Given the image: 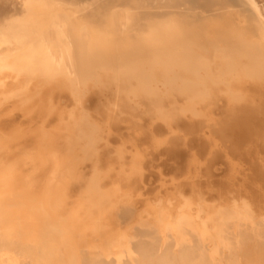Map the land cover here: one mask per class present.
I'll use <instances>...</instances> for the list:
<instances>
[{
    "label": "bare ground",
    "instance_id": "6f19581e",
    "mask_svg": "<svg viewBox=\"0 0 264 264\" xmlns=\"http://www.w3.org/2000/svg\"><path fill=\"white\" fill-rule=\"evenodd\" d=\"M7 1L10 2L9 10L6 13L0 14V75H2L3 77L4 75H6L5 77L6 78L8 77L6 82L13 83L15 90L13 89L14 88L13 86L12 89L14 90V92H18V94H19V90L23 88L30 89V86L34 87V85L32 84L37 82L38 84L36 86V90L34 88L35 91L32 94H30L32 88L30 91L22 90L23 92H25L23 94H26L28 92L31 95L30 96L26 94L28 95V98L29 97L32 98L33 96L34 97L36 96L35 98H37V96L42 97L43 95L45 96L46 94H48L49 102H51L52 105L56 104L55 103L56 101L53 102L54 103L53 104L52 100L54 101V98H56L57 96L55 97L56 94H54L53 95L54 98H53L52 94L48 93L47 91L51 92L52 89H55L56 87H60L61 85H63L68 90L69 94L72 96L73 101L77 105H79L82 110L80 113L81 121L79 122L76 121L77 122V123L75 122L76 124H74L71 128L70 127L68 128H70V130H73V137L76 141H78L80 138L85 139V146L82 143H79V141L77 142L78 144H82L84 146L82 147V149H80L82 151V154H84L83 155L84 158L86 159L89 158L85 156L91 155L92 151L94 152L95 143L98 140V137L100 136L97 135L98 134L97 130L99 129L97 128L98 126L94 124L95 120L94 122L93 120L91 121L92 116H90L91 114L89 115V113L87 112L88 106L87 108H84L85 102L88 103V97L89 94H91L90 92L92 87H98L107 82L114 81V83H116L115 85L116 88L117 87L125 88L126 93L132 96L133 98L135 99L137 98V100L139 99L143 101L146 100L148 106L147 107L148 112H150V114L154 116L157 120L160 119L163 121V123L164 122L175 123L176 119L182 115L198 117L201 114L200 111L201 104L203 102L205 103L207 102L206 104L211 103L213 105V100L216 97V93H215L217 90L216 88L218 86H222L223 87L222 91L224 92L228 100L227 102L231 104V107L227 104L229 106L228 109L230 108L232 109L231 110L232 114H228V116L230 115V117L224 124L225 126H227L228 129V132L225 133V137H227L230 143L235 146L241 142L240 139L244 142L246 147L245 148L246 151H244L246 156L245 158L246 164L244 165H247V169L249 170L248 172L250 173L249 174L250 179L252 181H256V178H259V180L264 181L263 165H262L263 168L262 170L260 164H258L259 162L258 160H263L264 158V156L262 157V154L264 153L262 152V147L264 145L263 144L264 143V17L259 12L258 5L255 2V0H7ZM6 87L4 88L7 91L9 86L7 88ZM17 89L18 91H16ZM2 90L3 89H0V91ZM13 90L10 91L12 96L14 93ZM60 90L62 91V89ZM10 92H8V94H10ZM21 93L22 92H20V94ZM11 94L9 96H11ZM18 94L17 95L15 94L16 97L18 96ZM23 94H21L20 97L21 98L23 97L25 101H29L26 100L25 97L26 95L22 96ZM7 95L4 97H8ZM124 95L126 96V94ZM67 96L68 95L66 94L65 96L66 99ZM173 96L179 97V99L181 98L182 101L180 102L182 103L179 105L176 104L174 100L175 98ZM221 96L223 95L221 94ZM218 97L220 98V96ZM179 99L176 98V100ZM46 100H44V103L46 104L45 106L47 107V109L45 107L46 110L45 109L43 110L48 112L49 109L51 110V107L48 108V106L51 105L49 103L48 105L46 103ZM112 100H115V98L111 99L110 101L109 100L107 101L111 102ZM116 100L118 101L119 99ZM126 100L127 99H124L125 105L128 102V100L127 101ZM12 101L15 102L16 100L12 98ZM18 101H20V99ZM122 101L123 100H121V102ZM129 101L130 103L135 104L134 107L138 103V102L135 103L136 100L133 102H131V100ZM14 102H12L13 105L15 104ZM108 102L107 105L110 104ZM227 102H225V105ZM40 103L43 104L42 102ZM118 104L115 103L114 105L118 106ZM139 104L141 105V103ZM15 105H17V102ZM102 105L104 104L102 103ZM140 105L138 106L140 107ZM144 105L142 106L144 107ZM142 106L140 107L141 109H143ZM52 107L55 108L56 110L58 109L54 106ZM112 107L111 109L115 111V106ZM134 107H132L133 109L127 108L126 110H133L132 112H134ZM139 107H138V109L140 110L139 112L142 113ZM237 107H240L239 112L237 110ZM97 108H101V107H97ZM144 108H146V105ZM66 109H68V107ZM85 109H87V111ZM103 109H105V113L108 111L106 110L107 108L103 107ZM108 109L110 113L112 110L110 108ZM122 109L125 108L122 107ZM138 109L136 110L138 111ZM100 110L104 112L102 108ZM144 111H146V109H144ZM102 112L99 113V117L100 115H102ZM51 113L52 110L50 111V114ZM118 113L116 114L119 115L120 113L119 114ZM124 113L123 114L125 116L126 113L128 112H124ZM130 113L129 115L131 117L132 115ZM140 113H138V115H140ZM1 114L2 113L0 112V116ZM46 114L48 117L49 112ZM108 114H107V118L111 116L110 114L108 116ZM146 114L147 113L142 114V116L143 115L146 116ZM60 115H61V109H60ZM117 115L116 117H118L117 119H119V116ZM2 117L3 116H1L0 119H2ZM45 117L43 119H46ZM63 117L65 116H62L61 118ZM112 117L113 115L108 119L110 120V118ZM130 117L127 118L130 119ZM139 117H141V115ZM154 117L152 118L153 120ZM102 118L105 117L102 116ZM108 119L106 121L110 123ZM114 119L116 120V118ZM136 119L137 117L133 120L135 121ZM201 119L205 120V118H201ZM4 120L8 121V119H4ZM115 120H113L112 118L111 122L113 121L115 122ZM1 121L2 120H0V122ZM41 121L43 122V120ZM58 121L57 123L60 124L61 122ZM64 121H62V123ZM66 121L68 123V120ZM72 121L73 119H71V122ZM103 121L104 120L102 119V122ZM55 122L53 123V125L55 124ZM4 123L3 122L1 123L3 127L6 126ZM8 123L6 122L7 125H9ZM17 123L18 125H20L19 122ZM17 123H15V125ZM13 124L14 123H12L11 125ZM15 125L13 126L15 128L16 127L18 128V126ZM41 125H36V126H39L40 129ZM99 125L101 124L99 123ZM68 126H70V124ZM6 127L8 128V126ZM10 127L7 129L8 132H10L9 130H11ZM33 127H34L33 129L35 130L29 129L27 127L28 129L22 128V131L17 129H16L17 131H14L15 128L13 129L11 127L13 129L11 130V132L14 131L13 132L14 134L10 133L9 135V133H7V131L5 130L8 137H0V146L2 147V149H4V153L0 155V225H13V226L25 225L24 227L25 229L35 231L37 230V227L36 229L34 228V226L37 225L35 221L37 222L39 220L45 221L51 219L75 220V221H82L84 223L86 221L85 230H87L88 232H90L91 230L93 233H97L96 232L97 226L93 222L100 219V217L96 220L94 219L99 215L95 216V214L91 212V215L93 214L95 216L94 218L92 217L95 221L94 220L92 221L91 220L92 218L90 217L89 214H88L89 216L88 218L90 220L86 219L87 218L86 213L88 212L87 209H91L90 207L92 208L95 207L96 206L95 204L97 203H98L97 208L100 206L99 207L100 210L102 209V207H104L105 209L106 206L108 205L107 204L106 206H101L102 204L104 205L105 202L104 203L101 202L100 205L99 202L95 203L96 200H94L95 197H97L96 195H98L99 199L101 200V197L99 196L101 193H102L101 196L105 197V195H103V192L105 194L106 189H104L105 191L103 192L102 190L99 191L100 189L103 188L101 187L102 185L101 186L98 185V183H100L101 181L98 180L97 176L98 173H101V170L97 169L99 170V172L97 173L94 171L96 167L95 169H93L94 166H91L93 169L92 171L97 173V175L94 177L93 173L92 174L90 173L91 170L88 173L91 176H93V178L90 177L92 181H94L93 180L94 178L95 180L100 181L96 184L97 181L92 182L91 179L89 180V182L95 184L94 185L95 187L96 185L101 187L100 189L97 188L99 189L97 191L101 192L99 194L95 190V187L93 186L92 183L85 182L88 181L89 179L88 175L85 176L87 178L83 177L86 171L83 170L85 169L84 166L86 162L84 163L82 161L84 163V166L82 167L84 168L79 167L82 168L81 170L84 171L83 172L84 174L80 172L81 170H78L81 175L78 174L77 171L78 156L74 150L69 151L68 149H66L69 151L68 153L67 152L62 153L58 157H55V159L50 161L46 160V156H45L46 148L47 146L51 145L52 143L51 141L54 140L52 138L53 137L52 134H54L57 130H59L58 128L60 126L59 127L54 126V130L57 127L55 132L54 133L52 132V134L48 133L52 135L51 137L50 135L47 136L46 133L48 131H45L46 133L43 132L45 128L43 129L42 127L43 131L41 132L38 130V128L36 129L35 125ZM140 127H142V125ZM165 127L166 126H164V128ZM61 128L62 127H60V129ZM104 128H106V126L102 127V129ZM169 128L171 129V127H168V129ZM193 128L194 127H192V129ZM50 129L53 130V128ZM52 130H50V132ZM70 130L68 129L69 133L71 132ZM206 130H208V128ZM101 131L103 133V130ZM170 131L171 130H169V132ZM198 131L200 132V130ZM238 131H241V134H239ZM189 132L191 131L189 130ZM57 133L54 135H58ZM69 133L68 134L66 133V137L69 135ZM196 134H198L197 131ZM201 134L204 135L203 132H201ZM206 134L205 136L207 137L208 135ZM20 137L21 139L22 137L29 138L30 141H32L31 144L35 146L34 148L38 147V150L41 152L40 155L39 154L37 155L41 158L40 159L38 157L40 162L38 163L37 167H42V164H45L46 161L49 163V164L47 163L50 166L49 172L47 173L46 176H44L41 179V182H38V187L36 184V177H38V175L35 176L34 174H32V170H30V168L28 169L26 166L28 162L29 164L31 163L32 166V158L34 157V155H31L30 153L26 152V149L29 148L31 145L30 143L28 144L26 143L25 144L26 146H23L22 142H19ZM70 138H72V136L69 137V142H72L70 141ZM165 139H163V141ZM210 140H212L211 137L209 141ZM25 142L28 141L25 140ZM69 142L67 143L69 144ZM159 142L160 144H162L161 140ZM10 143L11 145H9ZM210 145L211 143L209 144V146ZM216 146H218L217 149H219V145ZM235 148L237 149L238 147L236 146ZM211 149H209L210 152ZM120 150L121 148H119V150L117 149V151ZM201 150L203 149L201 148ZM76 151L79 152V150ZM118 153L119 152H117V155L119 157V154L122 153L121 151L119 154ZM125 153L122 156H125ZM82 154L79 155V158L83 157ZM193 154L194 153L192 152L191 155L193 157H197L196 155L194 156ZM128 155L130 154L128 153ZM139 155L140 154L136 156L139 157ZM208 155H206L205 158L208 157ZM132 156L133 154L131 155V159ZM2 157H9L10 160L9 159L4 160ZM118 157L116 156L115 158ZM90 159H87V162ZM197 159H193L191 163L193 164L195 160L197 161ZM81 160L83 159L81 158ZM94 160L92 164L95 162ZM121 160H122L121 161L122 164H125V162L123 161V157L121 158ZM207 160H209V158H207ZM119 161H120V157H119ZM134 161L135 160L131 161L133 163L132 165H130L131 163H127V162L126 163L129 164L128 166L130 167L133 166L131 168H134V170H137V168L134 167L135 166ZM263 162L261 161V164ZM119 166L121 167V163ZM122 166L123 169L126 170V172L129 170L128 168H130L128 166L127 168L126 165H122ZM136 166L139 167V164ZM109 168L113 169V167H109ZM109 168L107 169L108 171ZM111 169L110 172L112 171ZM120 169L121 168H119V170ZM130 170L128 173L134 171V170L131 171ZM195 170H193V173L197 172ZM206 170L205 172L208 173ZM108 173L109 172L107 173L102 172L100 177H103L102 174H108ZM124 173L120 174L121 178L122 177L124 178L125 176ZM79 176H82L83 178L82 183L85 182L84 186L85 184H89L87 188L88 191L85 189L86 186L84 188V191L86 190L89 193V194L86 193L87 195H85V192H82L83 186L81 188L80 184L78 185V187L75 185V183H78V181L81 182L80 181L81 178H79ZM252 178H254L255 180H253ZM100 179L102 180V178ZM73 185H75L74 187H77L78 189L80 186V189L82 190L79 191L82 192V194L84 193L86 199H83L84 196H82L81 200L82 201L85 200V201H83V203L80 206L78 205L76 209L73 207L75 210L69 212V214H66L67 210H65V213L64 212L63 213L64 215L65 214L66 215L62 216L61 214L62 212L60 211H62L63 208L64 197H66V194H68L70 188L74 189V187H72ZM250 188L252 187L250 186ZM256 188H254V190ZM117 189L115 190L118 191ZM259 189H262L261 186ZM263 189H264V185H263ZM249 190L251 189L248 188V192ZM108 191H106L107 197L110 196L107 194H111L109 192L110 191L112 192V190H110L109 192ZM76 193L78 192L76 191ZM82 194H80L79 196H81ZM255 194L256 192L254 193V196H257ZM114 195L112 198H114ZM249 196L247 199H249ZM112 198L109 199L111 200ZM254 198H252L253 200H251L252 203L254 201ZM263 198L264 196L262 197V199ZM107 199L105 200L107 201ZM109 199L108 202L110 203ZM115 199L116 198H114V201ZM250 199L248 201H250ZM66 201L67 199L64 202ZM80 201L79 203L82 202ZM249 203L250 202L246 203L247 205L246 207H249L248 206ZM87 204L89 208L85 206ZM66 206H68V204H66ZM66 206L63 208V211L66 208ZM84 207L87 208V209L85 208L87 211L86 213L83 210ZM256 207L257 206L255 205V208ZM259 208L262 209L261 207ZM53 211H57L55 212L57 214L55 215ZM83 211L85 214L81 216ZM51 213H54L55 216ZM102 215L103 214H100V216ZM87 220L92 222L87 223ZM21 221H28L29 223H21ZM57 228L58 226L48 227L46 225L45 227H42L40 230L41 232L43 231V233L46 234V232H49L48 230H56ZM0 229H1L0 230L1 231L0 232V264H28L27 261L28 262L30 261L29 255H33V253H31L32 252L31 248H28L26 250L23 249L22 247L23 244L21 243V241L24 238L25 241H29L35 246L36 243H38L39 241H45L43 239V236L46 237L45 235H38V233H30V234L28 233L25 236L16 234L19 232V230H21L17 227H11V228L0 227ZM59 231H66V230L60 229ZM47 237H49L50 239H47L46 242H48L49 244L51 242H54L55 238H53L51 234ZM61 237L63 238V236ZM186 243L183 244L181 250L183 251L190 250L188 248L189 247L188 243L187 244ZM53 249L55 250L57 249V247H54ZM223 249L226 250V248L224 247ZM190 256L193 258V262L190 263V262L182 261V264H230L231 262L233 264H237L238 258L240 257L239 255L225 254L224 256L228 258L227 259L228 262L225 260V263L224 262L222 263L221 262L222 260L220 261V259H219L220 262H217L218 259H216V256L215 255L213 256L212 254H210V252L208 254V252H205L204 248L202 247L199 249L198 254L190 255ZM29 263L38 264L36 260Z\"/></svg>",
    "mask_w": 264,
    "mask_h": 264
},
{
    "label": "rangeland",
    "instance_id": "374dc122",
    "mask_svg": "<svg viewBox=\"0 0 264 264\" xmlns=\"http://www.w3.org/2000/svg\"><path fill=\"white\" fill-rule=\"evenodd\" d=\"M255 2L258 5L259 12L264 17V0H255ZM9 8H10L9 1L0 0V14L6 13L9 10ZM5 76L6 75H4V77L0 75V89L5 90V91L3 90L0 91L2 94V95L0 94V112L2 113L1 116H3L4 119H8L9 123L8 121L4 120L3 117L2 119H0L2 120L0 122V125H1L0 137H8L7 133H9L10 135V133L12 134L14 131H17V130L22 131V128L23 129L24 128L33 129L34 125L36 129L38 128V130L41 132L43 131L42 127L43 129L45 128L43 132L48 131L47 133L46 132L45 133L47 134V136H49L50 134H52V132L54 133L55 130L57 129L56 127L54 130V126H58V127L60 126L62 127L61 129L60 127L58 128L60 131L57 130L54 133L56 134L59 131L60 133L59 132L57 133L59 136L52 134L53 135L52 138L54 140L51 141L52 142L51 145L47 146L46 148V155H45L46 160L48 161L53 160L55 159V157H58L62 153H66V152L68 153L69 151L74 150L78 156L77 157V167H78L77 171L85 167V169H83V170H86L85 174L83 173L84 172L83 170H81L80 172L84 174L83 177L88 175L89 179L88 181H85V182L92 183L94 181H97L95 180V178L93 179L94 181H92L91 178H93V176H91L88 173L91 170L90 173L91 174L93 173L95 177L97 173L99 172V170L97 169H100L101 173L102 172L103 173L109 172V173L102 174L103 177H100L101 173H98L97 177H98V180H100L101 182L97 181L96 184L100 182L101 184L98 183V185L100 186L102 185L101 187L103 189H100L101 187L98 185H96L95 187L94 186L95 184L92 183L93 186L95 187V190L97 191L100 189L99 191L102 190V192L105 191L104 189H106V191L112 190V192L108 191L111 194H107V195H110L111 197L106 196V191H105V194L103 192V195H105V197L101 196L102 193L97 191L99 194L101 193L99 196L101 197L102 201L99 199L98 195H96L97 197H95L94 199L96 200L95 203L99 202L100 204L101 202L102 203L105 202L104 205L100 204L101 206H106L108 204L105 209L104 207H102V209L100 210L99 208L100 206L98 207L99 208L98 209L97 208L98 203L95 204L96 205L95 207L93 208L90 207L92 210L94 209L93 211L91 209H87L89 208L88 204L85 205L87 206V208L86 207L83 208L85 213L87 212L86 209L89 212V213L88 212L86 213V216H87L86 219L88 220H90L88 218L89 217L88 214L90 215L91 218L92 217L94 218L95 216L99 215L98 217L94 219L96 220L100 217V219H98L100 221L98 220L95 221L93 218L91 219L92 221L93 220L95 221L93 223H95L97 226L96 227L97 233H93L91 230L90 232L85 230L86 221L84 223L82 221H75V220H60V219L52 220L51 219V220H45V221H41V220L37 222L35 221V223H37V225L34 224L35 225L34 228L36 229L37 227V230L35 231L25 229L24 228L25 225H15V226L0 225V227H3V228L17 227L21 230H19V232L16 234L23 235V236L27 235L28 233L29 234L38 233V235L46 236V237L43 236V239L45 241H39L38 243H36L35 246L31 242L25 241L24 238L21 241V243L23 244L22 246L23 249L26 250L28 248H31L32 250L31 253H33V255H29V258H30L29 262L36 260L38 264H182V261L190 262V263L193 262V258L190 255L198 254L199 249L202 247L204 248L205 252H208V254L210 252V254H212L213 256L215 255L216 259H218V261L216 260L217 262H220L221 260H222L221 261L222 263L223 262L225 263V260L228 262L227 260L228 258L224 256L225 254H228V255H239L240 256L238 258L237 264H264V201H263L264 198L262 199V197L264 196L263 195L264 192H262L264 191L263 189L264 181L259 180V178H256V181H252L250 179L249 177L250 173L248 172L249 170L247 169V165H244L246 164V160H245L246 156L244 152L246 151L245 149L246 147H245L244 142L240 139L241 142L239 141L240 143L236 145L238 147L236 149L235 148L236 146L232 145L229 139L225 137V133L228 132V129H227V126H225L224 124L230 117V115L228 116V114H232L231 113L232 109L231 108L228 109L229 106L231 107V104L227 102L228 100H227L226 95L222 91L223 90L222 86H218L219 88L218 87L216 88L217 89L215 92L216 97L213 100V105L211 103L206 104L207 102L206 103L203 102L201 104L200 106L201 114L198 117L182 115L176 119L175 123L169 122L170 124L166 122H164L165 123L164 124L163 121L160 119L157 120L154 116L150 114V112H148L147 110L148 106H147L146 100H144L146 102H144L143 100H139V99L138 101L137 98L135 99L129 94H127L125 88H118V87L116 88L115 86L116 83H114V81L107 82L98 87H92L91 92H90L91 94H89V97H88V103L85 102L84 108H87L88 106L87 108L88 111L87 109L85 110L89 113V115L91 114L90 116L96 118L94 119L91 117V121L93 120L94 122L95 120L94 124L98 126L97 128L99 129L97 130V133H98L97 135L98 136L100 135V136L98 137V140L95 143V148H94L95 153L92 151L93 154L91 153V155L85 156V157H89L87 159H90L91 157V159L87 162V159L84 158L83 156L84 154H82V151L80 150L82 149V147L85 146V139L80 138L78 140L79 143H82L84 146L82 144H78L77 143L78 141H76L73 137V130H70V128L74 124L77 123L76 121L78 122L81 121L80 113L82 110L80 106L77 105L73 101L72 96L69 94L68 90L63 85H61L60 87H56L55 89H52L51 92L47 91L48 93L52 94V97L54 94H56L55 97L57 96L56 98L53 97L54 101L52 100V103L56 101L55 102L56 104L52 105L51 102H49L48 94H46L45 96L43 95L44 97L37 96V98H35L36 96L34 97L32 95L33 96L32 98L29 97L31 99L28 98V95L32 94L36 90V86L38 84L37 82L33 83L32 85H34V87L30 86V89L20 88L21 90H19V94H18V92H14L15 87L13 83L6 82L8 77L6 78ZM6 83L9 86L7 91L4 88L7 86ZM12 86L14 87L13 88L14 90L12 89ZM31 88L33 91L31 90ZM60 89H62V91ZM12 90L14 92V93L12 92L13 96L10 92ZM22 90H26V91L31 90L32 92L30 91V94L27 92L26 94L28 95H26V94H23L25 92H23ZM16 91H18V89ZM8 92H10L11 96H9L10 94H8ZM20 92H22L21 93L23 94L22 96L26 95L25 96L26 100H29V101H25L23 97L21 98ZM120 93H122L123 95ZM15 94L16 95L18 94V96L16 97ZM66 94L68 95L67 99L65 97ZM124 94H126V96ZM221 94L223 96H221ZM6 95L8 97H4ZM1 96H3L4 98ZM218 96H220V98ZM45 97L48 100H46ZM113 97L115 98V100H112L113 102L115 101L114 103L112 101L111 102L107 101V100L110 101L111 99H114ZM12 98H14V100L16 101L15 102L12 101ZM18 98L20 99V101L22 99L23 100L20 102L18 101L19 100ZM130 98H132L133 100ZM174 98L173 99L175 100L176 104L179 105L182 103L180 102L182 101L181 98L180 99L179 97H174ZM176 98H178L179 100H176ZM116 99H119V100L117 101ZM124 99H127L129 103L127 102V104L125 105ZM134 99L136 100L135 103L138 102L137 103L138 105H140L139 103H141L140 107L145 104L146 108H144L145 107L144 105V107L142 106L143 109H141L137 104L134 107L135 104H132L129 101L131 100V102H133L135 101ZM44 100H46L47 104L49 103L51 105V106H48L49 104L47 105L48 108L51 107V110H52L51 114H50L51 110L50 109L48 110L49 112L48 117L46 114L48 112L43 110L46 107ZM105 100L110 104L107 105V102ZM121 100L123 101L121 102ZM12 102H14L15 104L17 102V105L19 107L15 104L13 105ZM40 102H42L43 104H41ZM225 102H227L226 105H225ZM102 103L106 107L102 105ZM115 103L118 104V106L114 105ZM111 104L112 106H115V111L117 112L111 109L112 107ZM52 106L58 109L56 110ZM66 106L68 107V109H66L67 108ZM102 106L104 108H107L106 110L108 111L106 113H105V109H103ZM131 106L134 107L135 113L132 112L133 110H126L127 108L129 109ZM97 107H101L104 112L100 110L101 108H97ZM117 107L118 108L121 107V108L118 109ZM122 107L125 109H122ZM132 107L130 109H133ZM138 107L141 109L142 113L139 112L140 110L138 109ZM96 108L98 109V111ZM108 108L112 110V111L110 110L111 111L110 113H109ZM239 108L240 107H237L238 112L240 110ZM60 109H61V115L65 116L63 118H61L62 116L60 115ZM136 109H138V111ZM144 109H146V111H144ZM41 110H43L45 114ZM100 111L102 112V115H100L99 117V113H101ZM119 111L120 112L123 111V112L120 113ZM124 112H128L126 113V115L127 114L129 115V113L131 112L130 114L132 116L131 117L130 115L124 116L125 114ZM103 113L106 115H104ZM108 113L111 116L113 115L112 117L113 120H115L114 118H116L115 122L113 121L114 123L111 122L112 118H110V120L108 119L109 117H111L109 116ZM114 113L119 114V115L116 114L117 116H119V119H117L118 117H116ZM138 113H140L141 117H139L140 115H138ZM145 113L147 114L146 116L143 115L144 116L143 117L142 114H145ZM107 114L109 116L108 118H107ZM73 116L75 119L73 118ZM102 116L105 118H102ZM44 117L46 119H43ZM57 117H58V120L60 121L57 120ZM127 117H130V119ZM136 117L137 119L139 117L138 121L137 119L135 121L133 120ZM153 117H154V120L152 119ZM47 118H48V121H47ZM101 118L104 120L103 122ZM106 118L109 120L110 123L106 121L107 120ZM201 118H205V120ZM69 119H70V122H69ZM71 119H73L74 122L73 121L71 122ZM41 120H43V122ZM56 120L61 123L62 121L64 120L65 121L62 124L61 123L59 124L57 123ZM66 120H68V123L70 124V126H68L69 124L67 123ZM98 120H101V121H98ZM5 121L9 125H7ZM2 122L3 123L5 122L4 124L8 126V128L10 127L12 123H14L13 125H15V123L17 122H19L21 126L18 125V123L15 125V126H18V128L17 127L15 128L13 125H11V127L12 128L14 127L15 129L13 128L14 131L11 132V130L13 129L10 127L11 130H9L10 132H8L7 131L8 128L5 126L6 127L5 129V127H3V125L1 124ZM54 122L55 124L53 125ZM56 123L59 125H57ZM99 123L101 125H99ZM132 123H134L135 125ZM151 123H152V126H151ZM36 125H41L40 126L41 130L39 129V126H36ZM141 125L142 127H140ZM103 126L104 127L106 126V128L102 129ZM164 126L166 127L164 128ZM168 127H171V129L170 128L168 129ZM192 127L194 128L192 129ZM50 128H53V130ZM204 128L205 130L207 128L208 130L209 129L211 130L209 131L206 130L207 131L206 132ZM68 129L71 131L70 133ZM163 129L166 131H164ZM174 129H177V130H174ZM196 129L200 130V132ZM5 130L7 131V133ZM50 130L52 131L50 132ZM101 130H103V133ZM169 130H171L172 132L171 131L169 132ZM189 130L191 132H189ZM98 131H100L101 133ZM196 131L198 134H196ZM201 132H203L204 135L201 134ZM66 133L67 134L69 133V135L72 136V138H70V141H72L73 143L69 142V137L71 136L68 135L66 137ZM238 133L241 134V131H238ZM173 134L174 135L177 134V135L174 136ZM205 134L208 136L206 137ZM52 135H50V137ZM168 135L170 136V138ZM178 136H180L181 138ZM210 137L213 140V141L210 140L211 142L209 141ZM23 139H25L28 142H25V140ZM71 139H73L74 141ZM159 139L161 140L162 144H160ZM163 139L165 140L163 141ZM19 140H20L19 142H22L23 146H26L25 145L26 143L27 144L30 143L31 145V146L29 145L30 147L26 149V152L30 153L31 155H34V157L32 158V166H31V163L29 164V162L26 164V166L28 169L30 168V170H32V174H34L35 176L38 175V177H36V184L38 187V182H41V179L44 176H46L47 173L49 172V167H50L48 165L49 163L46 161L45 164H42V167H37L38 163L40 162L39 160L40 157L37 155L38 154L40 155L41 153L38 150V147L34 148L35 146L31 144L32 141H30L29 138L22 137L21 139L20 137ZM67 142H69V144ZM208 143L209 144L211 143L210 145L211 147L209 146ZM9 145H11V143ZM78 145H81V146H78ZM212 145H214L215 147ZM216 145H219V149H217L218 146ZM119 148H121L120 151L122 154H119L120 151H117V149L119 150ZM201 148L203 150H201ZM66 149H68L69 151ZM209 149H211V152ZM76 150H79V152ZM117 152H119L118 154L120 157V161H119ZM192 152L194 153L193 155L194 156L196 155L197 157H193L191 155ZM262 152H264V145L262 147ZM2 153H4V149H2V147L0 146V155H2ZM124 153H125V156H122L124 155ZM128 153L130 155H128ZM81 154L83 157L81 156L80 157L83 160L79 158V155ZM132 154L133 156L131 159ZM138 154H140L139 157L136 156ZM241 154L243 157L241 156ZM206 155H208V157L205 158ZM116 156L118 158H115ZM263 156H264V153L262 154V157ZM122 157H123V161L125 162V164H122L121 162ZM2 158L4 160L5 159L10 160L9 157H2ZM192 158L193 159L198 158V159L197 161L195 160V162L192 164L191 163L193 160ZM207 158H209V160H207ZM93 160L96 162L94 163L95 165L98 166V168L97 166L94 165V163L92 164ZM132 160H135L134 167L137 168V170H134V168H131L133 166L131 167L128 166L129 164L127 163H131L130 165L133 164L131 162ZM82 161L84 163L86 162L85 166ZM203 161H206V162H203ZM258 161L257 162L258 164H260V167L262 168V165H263V168H264V162H263L264 158L263 160H258ZM261 161L263 162L262 164H261ZM81 162L83 165L81 164ZM120 163H121V167L119 166ZM137 163L139 164V167L136 166L138 165ZM194 164L196 165V167ZM122 165H126V167L127 166L130 167L131 170H134L135 172L134 171L132 172L130 168L128 167L127 168L131 172L128 173L129 170L126 172V170L123 169ZM91 166H94L93 169H95L96 167L94 171L97 173L92 171L93 169ZM79 167H82V168H79ZM109 167H113V169ZM108 168H109V171L107 170ZM119 168L121 169L119 170ZM110 169L112 170L111 172H110ZM193 170L197 172H194L195 173L194 174ZM205 170L208 173H206ZM191 171H192V174H191ZM80 172L78 171V174H80ZM122 173L125 174L124 178L122 177L123 179L120 177V174ZM246 177H249V178H246ZM79 178H81L80 179L81 182L78 181V183H75V185L78 187V185L80 184L81 188L83 186V190L80 189V186H79V189L77 187H74L75 185L72 186L74 187V189L73 188L69 189L68 191L69 195L66 194V197H64V201L66 199L67 201L66 202L63 201V208L66 206V204H68V206H66L64 211H63V208H62V211H60L62 212L61 213L62 216H65L66 214H69V212L75 210L78 207V205L80 206L83 203V201H85V200L83 201L81 200L82 196H84L83 199H86L85 195H87L86 193H88L87 188L89 184H85L86 186L85 188L84 186L85 182L82 183L83 181L82 176H79ZM100 178H102V180ZM90 179L92 182H89ZM252 179L255 180L254 178ZM261 181H262V184H261ZM250 186L252 188H250ZM253 186L254 188L257 187L256 189L258 190L256 189L254 190ZM260 186L262 189H259ZM84 188L87 191L86 190L84 191ZM248 188L251 189L249 190V192H248ZM113 189L118 190V191L115 190L117 194ZM74 190H76L78 193H76V191ZM79 190H82V192H85V195L84 193L82 194V192H80ZM253 192L254 193L256 192L255 195L259 197L254 196ZM80 194L82 195L79 196ZM113 195H114V198H116L115 201H114V198H112ZM247 195L248 196L252 195L251 197L249 196V199L251 198L250 201H248L249 199H247L248 198ZM253 196L257 198H254ZM97 198H98V201H97ZM102 198H105V199L112 198V199L111 200L109 199L110 201L109 203L108 199L106 201L105 199H102ZM244 198H245V201H244ZM252 198H254V201L255 200L257 201L255 202L253 201L252 203L251 202V200H253ZM79 201L81 203H79ZM111 201H114V202H111ZM248 202H250L248 204L249 207H246L247 206L246 203ZM259 203H260V206H259ZM255 205L257 206L256 207L257 209L255 208ZM67 207L72 210H69ZM259 207H261L263 210L260 209ZM95 208H97L98 210ZM65 210H67V212L64 215ZM84 211L82 212L81 216L85 214ZM53 212L55 213L57 211H53ZM91 212H93L95 216L93 214L91 215ZM54 213H51V214L54 215ZM56 214L57 213H55V215ZM100 214H103L104 217L103 215L100 216ZM84 218H85V215H84ZM88 220H87V223L92 222ZM21 223H29V222L21 221ZM46 225L48 227L58 226V228L56 230H48L49 232H46V234L48 235H46L45 233H43V231L41 232L40 230L42 227H45ZM60 229H65L66 231H59ZM50 234L52 235L53 238H55L54 242H51L52 244L51 243L49 244L48 242H46L47 239H50L49 237H47ZM61 236H63V238ZM186 242L188 243V246H189L188 248L190 250L183 251L181 250V247ZM54 247H57V249L54 250L53 249ZM223 247L226 248V250H224ZM219 250L221 251V253ZM29 262L27 261L28 264H30ZM230 264H233V263L231 262Z\"/></svg>",
    "mask_w": 264,
    "mask_h": 264
}]
</instances>
